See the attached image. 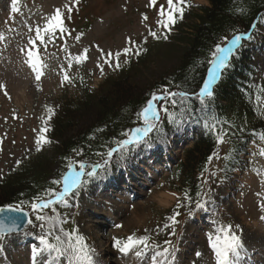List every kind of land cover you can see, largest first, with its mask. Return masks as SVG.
<instances>
[{
	"label": "rangeland",
	"instance_id": "1",
	"mask_svg": "<svg viewBox=\"0 0 264 264\" xmlns=\"http://www.w3.org/2000/svg\"><path fill=\"white\" fill-rule=\"evenodd\" d=\"M9 1L0 0V35L5 37L4 40L0 41V85L4 86L3 89H0V124H2V128H7L11 121L13 124L19 125L14 118V114L8 115L12 113V109L19 107L25 110L27 107L25 105L29 104L33 107V112H36V116L43 118V122L47 120L48 123L50 119H53L54 114L48 119L47 108L54 109L59 107L65 101V97H76L83 84L74 82L75 85L73 86L68 82L54 88L53 81L59 79L63 73L62 69L64 71L68 69L67 73L71 79L77 75L80 82L83 81L93 89H98V92H105L109 87L108 85H112L114 80L118 78V75H113L118 72L115 69V53H123L124 48L131 47L129 41L134 42L136 48L139 49H141L143 44H151V41L155 42L156 47L150 48V55L138 61L129 73L127 72L123 75H128L127 81H131L130 87L132 88L135 85L142 90L143 88L155 86L154 82L161 81V77L163 75V77H166L177 64L178 57L181 55V48L178 46L180 36L182 33L190 32L188 26L191 25V15H187L183 20L181 30L180 28L172 29L170 33H165L164 31V34H167V39L164 38L163 42L160 41L163 37L164 29L158 25L157 21L160 19V6H164L166 9L167 0H157L156 6H149V0H84L82 4L77 6L72 5L73 0H25V5L21 10V15L14 24V28L5 26L9 15ZM190 2L191 6L208 5L205 0H190ZM64 5L72 7L70 14L72 30L76 31L84 21L93 24V26L89 32L79 37V39L75 40V36L72 33L71 39L64 46L65 49L57 52L53 60L48 63L47 71L43 78L44 82L37 84L23 68L21 61L24 50L29 48V39L35 35L34 31L30 32L28 29L30 27L35 29L37 26L43 28L46 14L51 13L53 8H60ZM62 10L69 17L66 7L62 8ZM145 16L147 20L143 19ZM150 31L157 34L155 38L149 35ZM258 33L264 34V23L259 28ZM256 41L257 38H253L251 45L256 44ZM57 44L60 45V41ZM136 48H133V53ZM85 50H87V59L80 64H76L73 59L72 67L69 68V59L85 53ZM106 53L113 54L112 67L104 63ZM128 56H135V54ZM128 56H120V65ZM98 64L103 67V74H101L100 68L97 67ZM252 65L257 67L254 81L259 80L262 82L264 80V52L253 54ZM50 71H54L55 75L53 76ZM102 78H108L107 80L110 83H105ZM114 83H117V81ZM5 91L7 96L4 94ZM69 114L71 116L69 120L72 121V124L64 128L62 140L67 137L78 139L81 148L87 150L88 141L86 144H82L79 140L85 136L87 129L93 126L95 116L88 110H79ZM21 118L22 120L25 118L24 112L21 113ZM22 120L21 125H23V128H18L21 142H14L13 139L6 138V141L1 145L0 184L10 172L19 169L21 165L29 160L38 159L35 156L40 157V155L45 156L42 160L45 174L43 173L39 176L31 175L28 180H39L41 178L40 181L43 183L53 182L60 170V166L54 164L50 157L53 154V148L59 145L61 141L52 139L48 142L51 144L45 143L41 146V150L37 151L35 141L39 133L37 127H40V125L33 122H23ZM142 127L139 125L136 128ZM108 137L111 138L110 135ZM90 141L91 144L95 143V140ZM19 148H23V152L19 151ZM100 151V149H95L92 146L87 152L91 153L90 157L98 158L97 162L102 163V157L107 152L101 153ZM173 151L176 152V147ZM75 157H78V155ZM165 158L166 155L164 156ZM150 168L151 164L145 165L149 176L144 177V182L135 191L137 199H133L134 193L120 191L119 195L123 192V196H120L118 200L107 196L105 193H100L94 200L90 201L88 205L95 212V220H98L99 210L107 209V212L102 211L104 216L120 217L122 229L116 233H120L123 236L126 235L124 240L130 235H135L137 238L149 237L152 245H163L165 240L176 241V254L180 255V259H183L182 262L187 261V264H216L207 236L210 233L215 236V229L219 227L218 218H220L237 227V233L247 252L257 251L254 256L255 259H258L256 264H264V220L261 219V216H264V211L261 210L264 202L261 203L256 198L258 176L248 172L244 178L239 180L242 186L237 192L228 191L225 184H221L210 177L209 183L213 199L219 202L221 206L216 210L215 214H208V224L202 226H195L194 218L196 216H205L206 209L196 210L192 216H189L190 208H186L183 212L186 224L179 226L178 229L180 231L174 236L171 234L170 229L164 228V225L170 223L168 217L173 212L167 210L172 209L177 204V195L170 191L167 183L151 193L147 190H142L143 186L149 182L151 175L159 178L164 173L157 174L151 171ZM44 175L45 180H43ZM156 182L154 181V183ZM262 193L263 191L260 188V194ZM78 199L81 207L83 202H85L83 193ZM103 200H106L108 204L103 203ZM81 209H74L76 210L75 226L84 238L88 240V235H90L92 239L90 241L94 242L95 245H99V251H102L101 255H104V260L118 263L121 260H127L129 264H145V262H149L148 256L153 254L151 250L147 251L139 261L135 259L138 258L135 255V251L130 252L126 257L124 255L120 256V253L114 250L105 253L106 250H109L106 240L102 239L107 234L104 235L106 227L97 229L94 224L92 228H89L88 225L85 226L83 224L84 215L81 216ZM113 210L116 213H113ZM72 214L73 212L68 213L69 216ZM92 217V215L88 216V218ZM91 230L92 233L90 232ZM35 232L39 234L37 230ZM198 252L201 254L200 256L196 255Z\"/></svg>",
	"mask_w": 264,
	"mask_h": 264
},
{
	"label": "snow or ice",
	"instance_id": "2",
	"mask_svg": "<svg viewBox=\"0 0 264 264\" xmlns=\"http://www.w3.org/2000/svg\"><path fill=\"white\" fill-rule=\"evenodd\" d=\"M19 0H11V12L13 14L19 11L17 4ZM76 3H79V0H75ZM157 0H149V6H156ZM67 12L70 14L72 12V7L65 5ZM189 7L187 0H167V8L160 6L159 16L160 19L157 21L158 25L163 28L165 31H169L171 27L176 23L177 18H183L185 8ZM144 20H147V17H143ZM30 32H35V39H29L28 44L30 47L26 51V61L25 63L35 74V79L39 81L42 77L43 69L45 65L40 57L39 50L37 48V42L44 44L46 46L47 42H52L57 33L61 35L67 31L64 23V13L60 9H56L55 12L47 19L43 28L37 26L35 29L31 27L28 29ZM153 38L156 37L155 32H149ZM47 37V41H46ZM4 36L0 35V41L4 40ZM167 39V35L164 36ZM79 39V37H77ZM247 39L251 40L252 36L247 35H233L230 41H227L226 45L221 47L219 44L215 46L214 51H212V59L209 61L211 67L208 69V78L204 80L202 87H200L198 93H196V98L198 99L202 109L207 108V100H211L214 96L212 86L219 79L222 71L227 70L229 67V57L236 54L237 50L242 47L241 41ZM131 47H126L123 49V53H115V69L120 68V56H128L130 54H135L136 56L140 55V49L136 48L134 42L129 41ZM133 48H136V51L133 53ZM23 51V50H22ZM87 50L85 53L69 59L68 67H72V60L74 59L76 64H80L87 59ZM112 53H106L104 63L109 67H112ZM127 63V60H125ZM100 68L101 74H103V67L97 65ZM63 75L61 79V84L68 83L71 81L70 76L66 71L62 69ZM4 86L0 85V89H3ZM7 96V92L4 93ZM179 98V103L181 105L185 104L188 99L187 92H170L164 90L163 95H156L153 93L151 98L147 101L146 106L138 113V116L141 118L143 127L136 128L131 133H123L125 139L117 141L116 147H111L106 154L102 157L103 162H97L92 165H86L83 162L76 164L78 171L73 170L72 162H69L68 173L62 178V181H53L54 184L63 183V189L59 193H54L49 191L48 196L54 197L53 199L43 200L40 199V202L33 201L31 203V209L34 213H37L36 220L41 221L40 227L45 229L43 234H41L38 239V247L32 249V261L33 264H37L38 257H45L44 260L40 261V264H97L94 259V250L91 249L85 238L82 235H79L76 229H72L70 232H64L63 229H60V234L56 235L52 232L50 227L46 225L56 226L64 221H61L59 217L54 216H45L38 213L42 212L44 209L49 208L53 204H66V197L71 195H78L79 189L82 186H86L92 179L99 178L106 170L110 162L113 160L114 154L116 157V162L122 163L126 158V153L129 151V146H136L139 144H148L150 143V133L153 131L159 132L160 127L158 122L161 119L160 111H163L169 121L172 124L181 123L180 120L176 118L177 114L175 112H170L167 106H161L159 109L155 106V102L159 100H168L171 102L172 107H176L177 99ZM261 97H257L259 101ZM48 119L51 118L53 114L52 108H47ZM185 109H181V115H184ZM15 118V117H14ZM47 123V120L44 121ZM217 123H223L222 121H217L213 118L212 121H205L203 127L206 131H210L216 137L217 146L225 143V137L228 133L222 129L218 130L216 127ZM49 129L42 127L40 129V135L37 137L36 150L40 151L41 146L45 143H48L46 136L44 135ZM260 139L264 141V134L260 136ZM259 155L264 157V149L259 150ZM213 158L220 159L218 153L214 152L213 155L208 157V161L211 162ZM227 159V157H225ZM215 175V174H213ZM264 183V181H262ZM184 198L190 200L187 192L185 193ZM39 199V198H38ZM24 204L21 203L14 208H9L7 211H13L20 213L22 216L27 215L22 213V208ZM177 207H180L179 203ZM205 203L197 200L195 203V208L189 209L188 215L192 216L196 210L204 209ZM261 210L264 211V205L261 206ZM0 211H5V209H0ZM180 215L179 212L174 211L173 214L168 217L170 223H166L164 228L170 229L171 234H176L175 225L179 223L177 217ZM261 219L264 220V216H261ZM28 224H31L32 221L28 220ZM19 227L16 220H12L11 223H7L6 220H0V241L5 240L9 235L14 233ZM119 227V225H117ZM53 237L55 243L51 242L49 237ZM208 243L211 248L216 264H242V261L247 256V250L245 249L240 236L237 235L232 230L231 225H220L215 229V236L212 234L208 235ZM165 247L160 250H155L160 248V245H152L149 242V237L144 236L137 238L135 235H130L126 240L114 239L112 247L116 249L122 255H128L129 252L135 250V255L138 258H142L147 251L151 250L153 252L151 260L153 264H173L176 255L175 245L171 240H165ZM197 256L201 254L196 253Z\"/></svg>",
	"mask_w": 264,
	"mask_h": 264
},
{
	"label": "trees",
	"instance_id": "3",
	"mask_svg": "<svg viewBox=\"0 0 264 264\" xmlns=\"http://www.w3.org/2000/svg\"><path fill=\"white\" fill-rule=\"evenodd\" d=\"M205 1L208 5L195 7L191 15V25L188 26L190 32L182 33L180 36L178 46L181 48V55L178 57L177 64L166 77L163 75L162 79L160 78L170 80L166 82L168 86L193 91L194 86L200 81L201 70L213 48L227 36L248 30L254 19L262 12L264 13V0ZM261 19H264V14ZM247 57L248 52L243 46L233 55L224 75L226 78L217 87L213 98L207 100L206 109H202L196 100L188 99L185 104L181 105L177 99L176 111L173 112L177 114L176 118L181 123H170V128H177L191 120L198 136L193 148L186 153L180 167L182 176L180 184L184 194L187 192L191 198L189 201L195 200L199 194L200 183L196 179L203 173L202 168L214 145L212 140L214 135L205 130L204 122L212 121L217 117L220 121L233 126L235 125L234 119H240V127L236 129L233 126L234 130L239 132L245 119L251 115L249 100L253 98V94L248 89L247 75H250V67L246 64ZM127 77L128 75L119 79L117 83L113 82L112 85H108L105 92L86 98V102L75 111L88 110L95 116L93 126L88 128L92 129L84 136L85 138L91 136L96 141L99 139L97 134H100L101 141L107 140L106 135L109 133L111 136L113 134L118 136L128 126L138 122L137 111L148 98V91L152 87L141 90L134 85L132 88L130 87L131 81H127ZM182 108L186 110L184 115H181ZM64 110L62 118H56L51 127L52 136L61 141L56 154L62 156L67 155L71 145L74 146L75 142L70 137L62 140L64 128L72 124V121L68 120L70 118L67 117L69 109L64 108ZM171 129L162 127L159 132H154L152 140H158ZM241 146L242 142L236 144L238 150ZM36 183L28 180L26 175L6 180L0 188V205L14 202L20 194L30 192L33 187H37Z\"/></svg>",
	"mask_w": 264,
	"mask_h": 264
},
{
	"label": "bare ground",
	"instance_id": "4",
	"mask_svg": "<svg viewBox=\"0 0 264 264\" xmlns=\"http://www.w3.org/2000/svg\"><path fill=\"white\" fill-rule=\"evenodd\" d=\"M96 215H97V214H96ZM92 221H93V220H92ZM92 221H91V222H92ZM100 225H101V224H100ZM88 227H89V226H88ZM89 228H90V227H89Z\"/></svg>",
	"mask_w": 264,
	"mask_h": 264
}]
</instances>
